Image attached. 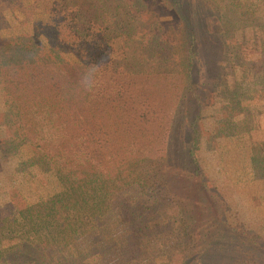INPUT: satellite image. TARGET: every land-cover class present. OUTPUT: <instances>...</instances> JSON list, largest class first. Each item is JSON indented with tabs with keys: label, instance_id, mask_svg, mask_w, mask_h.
Segmentation results:
<instances>
[{
	"label": "trees",
	"instance_id": "trees-1",
	"mask_svg": "<svg viewBox=\"0 0 264 264\" xmlns=\"http://www.w3.org/2000/svg\"><path fill=\"white\" fill-rule=\"evenodd\" d=\"M0 97V166L56 187L10 186L0 264H258L264 0H0Z\"/></svg>",
	"mask_w": 264,
	"mask_h": 264
},
{
	"label": "rangeland",
	"instance_id": "rangeland-1",
	"mask_svg": "<svg viewBox=\"0 0 264 264\" xmlns=\"http://www.w3.org/2000/svg\"><path fill=\"white\" fill-rule=\"evenodd\" d=\"M18 15L15 13L13 14V20L12 22H8L9 26L8 28L2 29L3 32H9L10 31V25L14 22L18 25L16 22L18 20ZM15 19H17L15 21ZM15 27V25L13 24ZM172 81L174 84L172 86H166V89L168 88L169 91H174L175 85L179 83L178 79L173 77ZM177 91V90H176ZM167 92L165 94V102L161 101V106L164 107V109H154V110H160L165 111V109L172 110L173 105L175 104L176 99L172 97V94L168 96ZM157 107L160 108L159 104H157ZM3 108L2 99L0 97V110ZM175 118V117H174ZM171 121V118L169 116H162L161 122L169 123ZM242 140H247L246 133L242 134V136L238 135H232V136H226L224 137V141L226 144L230 147H234L241 144ZM204 160L201 162V167L204 171H210L214 169H221L226 168V166L236 167L237 161L235 159L231 161H226L222 159H216L212 160L209 159L208 154L203 157ZM210 160V161H209ZM8 166L5 168L0 166V203L7 201L8 196L7 192L10 189V186L12 185L13 188H15L20 194H22L26 199H30L32 196H34L35 189L41 192L42 194H48L56 189L51 179L45 176V174H41V176H34L29 177L26 173L25 178H21L19 174V170L14 171L13 169H8ZM34 173H38L34 172ZM38 178L42 179V183L38 182ZM36 187V188H35ZM253 194V196H256V204L253 201L252 197L250 196ZM231 196L233 201L237 206L233 207V211L237 213L238 219L241 220L242 223H244L247 226H250L252 230L258 232L264 240V215L259 212V209L264 207V180H261L259 182H256L253 186H246V188L242 190L235 191L234 189L231 191ZM260 252L259 254L251 253L248 257V260L250 261H258V264H264V248L261 250H258ZM239 255L240 252H238ZM165 260V257L159 258L157 260L158 264L163 263ZM92 261V257H86L84 262L87 264ZM244 261L243 258H240L239 256L235 257V262L239 263ZM169 264H179V258L175 257L174 259H170Z\"/></svg>",
	"mask_w": 264,
	"mask_h": 264
}]
</instances>
